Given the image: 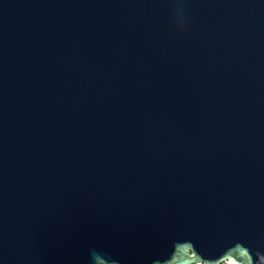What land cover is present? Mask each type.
I'll return each mask as SVG.
<instances>
[{"label": "water", "instance_id": "obj_1", "mask_svg": "<svg viewBox=\"0 0 264 264\" xmlns=\"http://www.w3.org/2000/svg\"><path fill=\"white\" fill-rule=\"evenodd\" d=\"M0 264H264V0H0Z\"/></svg>", "mask_w": 264, "mask_h": 264}]
</instances>
